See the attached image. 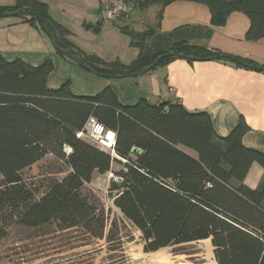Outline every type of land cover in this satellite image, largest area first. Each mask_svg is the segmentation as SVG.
I'll list each match as a JSON object with an SVG mask.
<instances>
[{
    "label": "trees",
    "instance_id": "obj_1",
    "mask_svg": "<svg viewBox=\"0 0 264 264\" xmlns=\"http://www.w3.org/2000/svg\"><path fill=\"white\" fill-rule=\"evenodd\" d=\"M124 1L130 11L161 6L156 25L142 32L121 27L131 46L139 49L130 64L108 62L84 51L41 0L0 5V14L31 8L17 17L48 35L47 24L55 44L64 51H59L62 56L105 77L137 76L179 54L190 60L250 63L191 43L196 36H210L205 28L161 33L163 8L174 0ZM190 1L209 7L214 26L224 25L232 12H243L251 22L247 38L264 37V0ZM53 70L51 59L33 66L21 59L9 61L0 52V242L16 226L44 235L55 225L65 231L98 223L97 236L103 237L104 209L84 188L95 172L108 173L117 161L119 180L111 181L110 194L142 233L145 252L173 247L175 254H187V245L211 239L218 264H264V179L256 189L245 184L254 162L264 168V153L244 145L243 135L249 129L244 119L220 136L206 111L191 112L177 102L153 104L145 99L127 105L110 87L93 96H78L70 82L49 87ZM92 116L116 132L119 158L78 136ZM67 146L71 154L65 151ZM179 146L195 151L197 157ZM49 155L64 160L70 170L40 192L26 173Z\"/></svg>",
    "mask_w": 264,
    "mask_h": 264
},
{
    "label": "crops",
    "instance_id": "obj_2",
    "mask_svg": "<svg viewBox=\"0 0 264 264\" xmlns=\"http://www.w3.org/2000/svg\"><path fill=\"white\" fill-rule=\"evenodd\" d=\"M41 1L48 4L51 17L71 31L72 41L80 48L105 61L120 60L125 64L138 56L139 49L131 46L130 37L121 31V27L129 26L142 32L156 25L161 8L160 5L132 8L128 16L111 23L105 22L100 15L99 0ZM15 2L0 0V5ZM250 24L247 14L235 11L224 25L214 26L206 4L174 0L163 8L159 29L161 33H170L180 28H205L210 31V36H196L191 43L248 60L247 65L224 59L177 57L137 76L105 77L66 59L46 33L17 16L0 18V52L9 61L21 59L33 66L51 59L54 70L48 79L50 88L70 82L75 95L93 96L110 87L127 105L145 99L153 104L177 102L191 112L206 111L220 136L228 135L244 119L249 125L243 135L244 145L264 153V37L249 40ZM29 30L31 35H28ZM179 148L197 157L195 151L183 146ZM263 179L264 168L254 162L245 184L256 189ZM208 240L212 245L211 239L196 242ZM163 249L166 248L144 252L156 255ZM203 259L201 264H218L215 255L210 260ZM179 264L195 263L180 261Z\"/></svg>",
    "mask_w": 264,
    "mask_h": 264
},
{
    "label": "rangeland",
    "instance_id": "obj_3",
    "mask_svg": "<svg viewBox=\"0 0 264 264\" xmlns=\"http://www.w3.org/2000/svg\"><path fill=\"white\" fill-rule=\"evenodd\" d=\"M128 15L125 13L116 20ZM28 35H31L30 30ZM119 168L120 163L115 161L112 171L105 174L95 172L93 181L84 188V192L104 209L103 237L97 236L101 231L98 223L89 228L65 231L55 225L49 234L44 235L40 231L12 227L8 237L0 242V264H179L180 261L201 264L204 257L210 260L203 242L187 245V254H175L173 247L156 255L144 252L142 233L123 214L110 194L111 181L116 178L115 171ZM69 170L64 160L49 155L26 173V179L43 192L52 180H61Z\"/></svg>",
    "mask_w": 264,
    "mask_h": 264
},
{
    "label": "built area",
    "instance_id": "obj_4",
    "mask_svg": "<svg viewBox=\"0 0 264 264\" xmlns=\"http://www.w3.org/2000/svg\"><path fill=\"white\" fill-rule=\"evenodd\" d=\"M100 15L107 22H114L118 17L130 12L129 4L124 0H99ZM78 136L84 138L98 147L110 152L113 157H117L115 151L116 132L107 129L95 117H90L84 129L78 133ZM65 151L71 154V147L67 146ZM115 180H119L116 176Z\"/></svg>",
    "mask_w": 264,
    "mask_h": 264
},
{
    "label": "water",
    "instance_id": "obj_5",
    "mask_svg": "<svg viewBox=\"0 0 264 264\" xmlns=\"http://www.w3.org/2000/svg\"><path fill=\"white\" fill-rule=\"evenodd\" d=\"M32 9L31 8H22V9H20V10H17V11H15V12H13V13H6V14H0V18H3V17H10V16H18V15H21L23 12H25V11H31ZM43 21V20H42ZM46 26V28H47V32H48V36L50 37V39H51V41L53 42V44L55 45V48L58 50V51H60V52H62V53H64V51L61 49V48H59L56 44H55V42H54V39H53V34H52V32H51V30L49 29V27L47 26V24L45 25ZM164 57V56H163ZM177 57H184L183 55H177ZM162 58V57H161ZM161 58H159L156 62H155V64L153 65V66H151V68L150 69H152L154 66H156L158 63H159V61L161 60ZM83 67H85L87 70H89V71H92V72H95L94 70H92L90 67H88V66H83ZM107 77H114V76H107Z\"/></svg>",
    "mask_w": 264,
    "mask_h": 264
},
{
    "label": "bare ground",
    "instance_id": "obj_6",
    "mask_svg": "<svg viewBox=\"0 0 264 264\" xmlns=\"http://www.w3.org/2000/svg\"><path fill=\"white\" fill-rule=\"evenodd\" d=\"M203 244L207 248V251H208L207 255H208V257L211 258L212 256H214L213 248H212V245H211L210 241L209 240L208 241H203Z\"/></svg>",
    "mask_w": 264,
    "mask_h": 264
}]
</instances>
